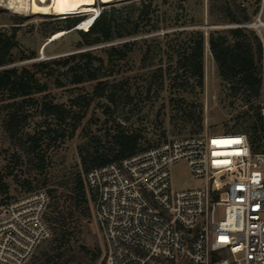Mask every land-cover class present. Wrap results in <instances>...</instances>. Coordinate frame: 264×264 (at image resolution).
Returning <instances> with one entry per match:
<instances>
[{
  "label": "rangeland",
  "instance_id": "1",
  "mask_svg": "<svg viewBox=\"0 0 264 264\" xmlns=\"http://www.w3.org/2000/svg\"><path fill=\"white\" fill-rule=\"evenodd\" d=\"M134 1L139 0H117L108 4L97 0L89 9L64 15L15 13L7 7L8 0L0 1V32L11 34L13 27H18L19 52L33 56L32 59L2 67L0 71L89 51L93 55L96 73L110 82L108 98L96 99L86 108H74L82 116V122L72 137L68 136L74 120L69 119L59 127L56 122L51 123V119L41 115L37 105L27 106L34 117L29 119L25 129L11 137L4 125L6 111L3 106L8 97L0 96V205L34 191H51V201L59 204L71 233L65 247L74 254L75 261L71 264H103L106 246L95 219L94 199L86 186V201L77 198L73 193L72 180L78 173L83 176V158L107 153L114 148V136L121 133L137 136L142 147H149L195 134L244 133L251 139L259 134L261 121L257 111L244 101L242 93L234 95L231 85L221 79L211 55L208 45L210 31L230 26L209 24L208 0H156L159 12L154 19L159 17L161 28L156 33L79 47L85 42L80 32L86 30L78 25L52 40L55 28L66 25L59 21L65 16L75 15L87 20L103 9ZM240 1L254 17L261 0ZM199 20L201 24L194 23ZM194 29L204 31L206 37L202 85L188 71L177 69L182 50L187 47L190 38L188 31ZM181 31L182 35H178ZM166 33L168 37L163 36ZM146 39L148 41L145 42ZM125 46H131L132 51L121 59V50ZM112 48H117V51H112ZM99 58L103 59L102 66L99 65ZM55 77L60 83L55 78L42 79L48 82V90L36 98L42 100L47 94L48 100L70 106L73 99L90 96L97 84L72 85L60 69ZM109 96H113V101ZM49 123L60 132L44 137L39 154L28 152L26 134L45 129ZM259 144L261 146V141ZM202 184L204 182L191 173L187 161L182 160L172 166L171 185L174 191L194 189ZM52 239L43 242L33 258L43 254L52 256Z\"/></svg>",
  "mask_w": 264,
  "mask_h": 264
},
{
  "label": "built area",
  "instance_id": "2",
  "mask_svg": "<svg viewBox=\"0 0 264 264\" xmlns=\"http://www.w3.org/2000/svg\"><path fill=\"white\" fill-rule=\"evenodd\" d=\"M235 27L262 43L260 149L244 133L195 134L88 172L103 264H264V0ZM182 160L202 186L172 189L171 168ZM50 201L42 189L0 205V264H30L51 239Z\"/></svg>",
  "mask_w": 264,
  "mask_h": 264
},
{
  "label": "trees",
  "instance_id": "3",
  "mask_svg": "<svg viewBox=\"0 0 264 264\" xmlns=\"http://www.w3.org/2000/svg\"><path fill=\"white\" fill-rule=\"evenodd\" d=\"M156 0H139L121 6L113 5L109 9H103L95 19L89 30L80 32L85 41L79 47L85 45H97L108 43L116 38L140 36L144 33L152 34L160 31L159 17L154 19L159 12ZM208 17L211 25H229L224 29H212L209 33L208 45L211 55L217 65L222 80L231 85L234 95L243 94V99L252 109L257 111L261 125L258 137L250 139L255 151L260 149L261 132L263 130V117L261 114V72H262V43L255 31L235 27L251 22L253 14L240 0H208ZM85 19L80 16H66L59 21L65 23L63 27H57L52 35L59 32L71 31ZM197 22V23H196ZM201 24V21H195ZM13 27L11 34L0 32V68L32 59L24 52H19L17 41V29ZM185 31V30H184ZM186 32V31H185ZM190 38L187 47L182 50L177 69L188 71L198 80L199 85L204 80V58L206 50V37L202 30L188 31ZM183 31L178 32L182 35ZM168 33L163 36L168 37ZM91 39V40H89ZM148 41L147 39L145 42ZM151 41H154L151 40ZM120 57L126 58L132 51L131 46L122 48ZM117 51V48H112ZM109 53V59L111 55ZM18 51V54H15ZM149 51V50H147ZM93 55L89 51L71 54L56 60H45L30 66L9 67L0 71V96H6L4 104L6 116L4 125L11 137H14L26 125L34 114H30L28 107L38 106L41 115L56 122L59 127L69 119L74 120L71 132L72 137L81 126L82 116L76 113L75 107H88L94 100L108 98L110 82L96 73L97 68L93 64ZM99 65H103V59L99 58ZM62 70L72 85H82L87 82H97L93 93L88 97H78L71 101L70 106L64 103H56L48 100L47 94L39 100L41 95L48 90V82L42 79L55 78L57 71ZM61 87L62 84H57ZM113 101V96H109ZM259 102V105H256ZM82 105V106H81ZM45 129L34 133H27L28 152L40 153L42 141L46 135L58 134L60 130L52 128V124H46ZM255 131L257 128L254 127ZM64 137V134H63ZM114 148L107 153H96L83 158V176L78 173L72 180L77 198L86 201L85 176L95 168L104 167L112 162H120L133 156L136 152L145 149L139 142V137L124 133L113 137ZM45 190V189H44ZM47 191V190H46ZM51 200V191H47ZM46 221L52 230V242L54 244V256L43 254L33 258L30 264H71L75 261L73 252L66 247L71 233L68 231L66 216L62 214L57 202L50 201L46 215ZM94 261V259H92Z\"/></svg>",
  "mask_w": 264,
  "mask_h": 264
},
{
  "label": "bare ground",
  "instance_id": "4",
  "mask_svg": "<svg viewBox=\"0 0 264 264\" xmlns=\"http://www.w3.org/2000/svg\"><path fill=\"white\" fill-rule=\"evenodd\" d=\"M1 1V0H0ZM102 3L108 4L117 0H99ZM97 0H8V8L15 13H40V14H70L81 11L83 9H89L96 4ZM97 14V13H96ZM95 14L84 20L79 24V28L85 29L86 31L90 28L91 19ZM66 17V16H65ZM63 32L56 33L53 35L55 40L63 36ZM47 45V44H46ZM44 45V48L46 47Z\"/></svg>",
  "mask_w": 264,
  "mask_h": 264
},
{
  "label": "water",
  "instance_id": "5",
  "mask_svg": "<svg viewBox=\"0 0 264 264\" xmlns=\"http://www.w3.org/2000/svg\"><path fill=\"white\" fill-rule=\"evenodd\" d=\"M98 15H99V13L95 14V16L91 19V22H92L91 25L93 24V22L95 21V19L98 17Z\"/></svg>",
  "mask_w": 264,
  "mask_h": 264
}]
</instances>
